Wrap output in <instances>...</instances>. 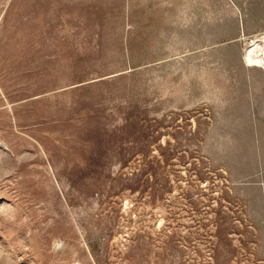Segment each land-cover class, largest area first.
<instances>
[{"label":"rangeland","instance_id":"1","mask_svg":"<svg viewBox=\"0 0 264 264\" xmlns=\"http://www.w3.org/2000/svg\"><path fill=\"white\" fill-rule=\"evenodd\" d=\"M262 34L264 0H0V264H264Z\"/></svg>","mask_w":264,"mask_h":264},{"label":"crops","instance_id":"2","mask_svg":"<svg viewBox=\"0 0 264 264\" xmlns=\"http://www.w3.org/2000/svg\"><path fill=\"white\" fill-rule=\"evenodd\" d=\"M256 82L263 83L264 85V75L257 77ZM263 98H264V90H263ZM263 107L261 110L249 111L245 114H240L245 120V124L242 123V117L239 118L237 122V130L239 131H247V132H254V136L251 139L250 146L255 148H263L264 149V101L261 103ZM245 117H244V116ZM237 116V115H236ZM238 118V117H237ZM252 118V119H251ZM239 124V125H238ZM262 169H261V180L260 186L262 187V191L264 194V153L262 155Z\"/></svg>","mask_w":264,"mask_h":264},{"label":"bare ground","instance_id":"3","mask_svg":"<svg viewBox=\"0 0 264 264\" xmlns=\"http://www.w3.org/2000/svg\"><path fill=\"white\" fill-rule=\"evenodd\" d=\"M264 35V34H262ZM261 38V40H260ZM256 36L251 41L250 46H248L245 52V60L247 65L251 67L262 68L264 67V36Z\"/></svg>","mask_w":264,"mask_h":264},{"label":"built area","instance_id":"4","mask_svg":"<svg viewBox=\"0 0 264 264\" xmlns=\"http://www.w3.org/2000/svg\"><path fill=\"white\" fill-rule=\"evenodd\" d=\"M263 59H264V54H263ZM263 68V70H264V67H262Z\"/></svg>","mask_w":264,"mask_h":264}]
</instances>
